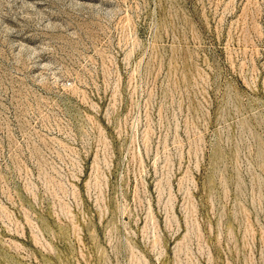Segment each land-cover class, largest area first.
<instances>
[{"label": "rangeland", "instance_id": "1", "mask_svg": "<svg viewBox=\"0 0 264 264\" xmlns=\"http://www.w3.org/2000/svg\"><path fill=\"white\" fill-rule=\"evenodd\" d=\"M0 264H264V0H0Z\"/></svg>", "mask_w": 264, "mask_h": 264}]
</instances>
